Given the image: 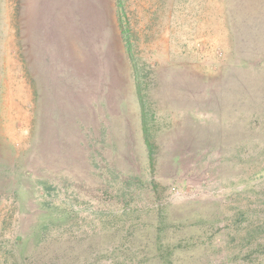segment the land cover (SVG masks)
<instances>
[{"label": "rangeland", "instance_id": "obj_1", "mask_svg": "<svg viewBox=\"0 0 264 264\" xmlns=\"http://www.w3.org/2000/svg\"><path fill=\"white\" fill-rule=\"evenodd\" d=\"M0 264H264V0H0Z\"/></svg>", "mask_w": 264, "mask_h": 264}]
</instances>
